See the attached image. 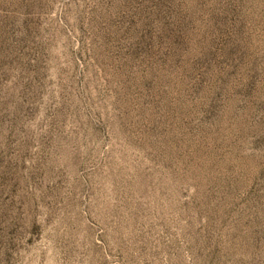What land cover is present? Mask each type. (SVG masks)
I'll return each instance as SVG.
<instances>
[{"label": "rangeland", "instance_id": "obj_1", "mask_svg": "<svg viewBox=\"0 0 264 264\" xmlns=\"http://www.w3.org/2000/svg\"><path fill=\"white\" fill-rule=\"evenodd\" d=\"M0 264H264V0H0Z\"/></svg>", "mask_w": 264, "mask_h": 264}]
</instances>
